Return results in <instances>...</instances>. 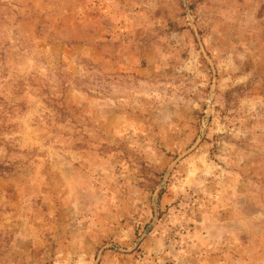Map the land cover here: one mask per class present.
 <instances>
[{
	"label": "rangeland",
	"instance_id": "1",
	"mask_svg": "<svg viewBox=\"0 0 264 264\" xmlns=\"http://www.w3.org/2000/svg\"><path fill=\"white\" fill-rule=\"evenodd\" d=\"M0 264H264V0H0Z\"/></svg>",
	"mask_w": 264,
	"mask_h": 264
}]
</instances>
